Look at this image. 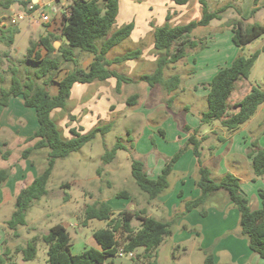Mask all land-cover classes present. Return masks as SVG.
I'll use <instances>...</instances> for the list:
<instances>
[{
    "label": "rangeland",
    "instance_id": "1",
    "mask_svg": "<svg viewBox=\"0 0 264 264\" xmlns=\"http://www.w3.org/2000/svg\"><path fill=\"white\" fill-rule=\"evenodd\" d=\"M21 4L23 6L13 5L12 12L1 9L4 14L0 15L5 16L4 19L8 15L17 13L25 14L26 17L14 25L18 30L20 27L22 31L15 38L14 44L0 43V87L9 86L13 66L19 67L20 76L23 79L27 73L33 75L36 64H30L23 60L29 45L37 39L38 33H45L53 26L55 20H58L57 27L60 29L63 13L66 12L64 6H60L58 13L55 12L52 7L59 4L57 0H40L37 9L30 13L26 12L28 4L25 5L22 1ZM251 6L252 2L245 0L240 8L244 11ZM41 12L48 13L51 18L50 22L44 23L41 20ZM169 15L170 17L167 18ZM200 16L201 6L194 0L186 4H177L172 0H120L116 22L109 35L130 22H133L137 29L133 37H129L115 46L108 58L111 59L131 50L142 49L143 55L140 58L113 64L110 67L121 73L129 74L134 81L123 83L121 92L116 91L113 85L115 82L96 80L92 83L76 84L72 88L66 106L54 110L52 116L64 138L72 136L70 132L72 127L85 133L96 126L108 123H112L113 126L104 135L98 134L80 150L56 161L48 182V193L33 202L27 214V224L20 226L16 232L9 229L6 224V220L10 218L15 209L16 197L10 191L0 189V255H3L5 259L4 264H48L47 245L41 237L57 223H63L67 227L73 245L81 238L86 242V246H98L93 238V231L105 226V222L94 220L95 222L90 225L82 224L86 206L97 200L107 201L116 210L145 207L149 214L158 219L168 218L161 207L160 198H158L160 195L150 200L149 195L138 187L131 172L132 159H140L145 163L152 160L158 167L163 168L170 158L186 146L187 138L193 133V129L187 131L184 125L194 122L196 117L198 118L197 112L207 105L206 99L196 97L195 93L199 96L202 95V90L206 88L207 82L212 76L210 74H212L214 65L221 64L222 66L228 62V59H222L220 55L233 56L237 50L236 56L238 54L250 56L256 50H262L264 46L263 33L253 42L238 47L232 40L233 23L230 15L225 16L226 18H223L221 22H215L212 26H198L189 38L207 39L209 48L207 47L208 49L203 52L202 48H188L184 58L170 64L164 71L165 78L179 74L182 79L173 101L169 104L171 95L161 85H157L158 88L155 89L154 95L147 101L148 97L145 95L147 83L141 80L140 76L152 73L156 66V63L152 66L154 51L150 47V43L153 41L152 30L166 23L172 26L185 24ZM214 20L219 21L220 19ZM261 22L264 24V19ZM9 26L7 25V27ZM146 27L149 31L151 30V33H148L144 38H138L139 34L145 35L143 29ZM137 38L139 40H136ZM105 39H98L96 43L101 46ZM178 45L179 42H176L173 50ZM75 51L78 62H62L59 70L50 73V78L56 80L63 78L68 71L77 66L82 67L85 57L93 55V53L79 48H76ZM43 81H45L44 78L38 80V83L43 85ZM192 85L199 88L197 92L191 88ZM241 85L242 87L238 86L233 93V98L242 95L251 85H257L264 89V51L258 57L248 78L241 80ZM99 86H102V89ZM55 87L58 90V86L54 82L47 85L50 93ZM135 93L139 94V98L134 104L129 105L126 101L129 96ZM148 102L154 111L147 115ZM230 104L232 107V102ZM186 105L188 107H185ZM22 108H18L15 101L5 110L0 108L3 111L0 113V117L14 120L19 118L25 124L29 122L31 125L37 126L35 110L23 104ZM28 109L32 112H29ZM214 123L218 125L217 129L220 128L219 131H221V127L226 129L220 121ZM214 123L201 124L199 118L198 125L202 126L199 137H202V132L210 130ZM13 133L8 130L7 133L2 132L0 135L2 139L8 140V146H3V150L11 149L12 154L8 162H3L0 159V166L12 164V168L17 172L15 179L22 180L17 184L18 190L22 185L29 184L44 170L47 165L48 150L34 151L30 157L23 158L22 151L30 143L27 144L25 139L23 142L22 137ZM217 134L219 133L210 134L209 138L203 140L202 160L209 158L211 149L207 145L210 141L216 142L214 136L217 138ZM257 134V141L262 142L264 135L259 132ZM118 141L124 143L127 149H120L112 162L103 163L104 152L112 149ZM181 158V162L174 167L169 177V187L163 192L167 208H173L176 203L184 207L183 202L187 198L192 199L191 196L195 194L193 193L195 190L199 189L198 194L201 193L200 188L194 182L198 174H193L194 164L197 160H195L192 148L185 149ZM182 171L187 173L183 175ZM246 183L248 184L245 186L246 194L251 206L255 208L257 201L261 203V198L249 186V184L255 183L248 181ZM121 190H128L131 196L129 198L117 197L116 193ZM181 190L185 191L189 197H187L188 195L183 197ZM205 207L208 211L206 216L201 214L200 209H194L187 218L183 217L177 220L173 225V234L153 251L152 258L145 259L142 256L143 248L137 249L138 252L136 250L133 255H141L139 259L142 264H148L155 258L158 264H204L205 257L210 252L218 256L216 257L217 264H251L253 263L252 258L255 259V256L264 262V259L250 250L248 239L241 234L240 212L229 200L226 191L221 190L212 195ZM133 224L135 228H138L140 221L135 219ZM34 237L38 238L37 255L32 260H24L23 254L18 248L25 246ZM124 238L122 233H117L120 243L124 241ZM7 249L9 252L5 254ZM123 256L132 258L127 254Z\"/></svg>",
    "mask_w": 264,
    "mask_h": 264
},
{
    "label": "trees",
    "instance_id": "2",
    "mask_svg": "<svg viewBox=\"0 0 264 264\" xmlns=\"http://www.w3.org/2000/svg\"><path fill=\"white\" fill-rule=\"evenodd\" d=\"M177 4H186L191 0H172ZM13 0H0V7L8 8ZM28 0L22 3L30 4ZM201 6V16L185 24L172 26L168 23L158 26L154 30V52L156 55V66L152 73L142 74L141 80L149 86H163L169 93L177 90L181 84V77L175 74L168 78L164 77L165 69L173 63L180 61L186 56L188 48H205L207 39L189 38L190 34L198 26H206L214 19H221L223 13L230 5H224L216 10H210L208 0H198ZM32 3V2H31ZM27 7V6H26ZM120 8V0H69L66 12L63 13L62 25L59 32L47 31L41 34L29 45L24 61L36 64L33 75L26 74L23 79L20 76L18 66L11 68V80L8 87H0V105L7 106L12 97L21 96L24 105L35 110L38 128L27 137L26 143L30 145L22 151L23 158H28L34 151L47 149V165L30 184L20 190L15 200V209L10 218L6 221L9 229L17 231L20 226L27 224V214L35 200L41 199L48 193V182L52 176L56 161L66 158L71 153L80 150L84 145L91 142L98 134L104 135L112 129V123L96 126L88 132H81L76 127L70 128L72 136L64 138L61 135L58 124L52 116L55 109L64 108L70 98L72 88L75 84L92 83L96 80L105 81L109 78L116 79V91L120 92L123 83H132L134 80L129 75L110 68L113 64L122 63L127 60L139 58L143 50L135 49L124 54L108 58V52L129 38L135 28L130 22L119 27L110 34ZM256 12L252 10L253 16ZM170 15L167 17L169 18ZM18 28L12 26L0 27V43L12 45L15 42ZM264 33V24L260 22H247L242 16L233 22L232 40L238 47H243ZM109 35V36H108ZM106 38L101 46L96 41ZM59 40L61 44L55 47L54 41ZM176 42L179 45L173 46ZM94 54V60L88 68L77 66L68 71L61 79L50 78L52 71L61 68L62 62L77 63L75 49ZM262 50H256L250 56L239 54L233 61L221 67L207 83L209 92L207 94V108L201 114V124H212L220 121L221 125L229 132L237 130L247 122L264 103V89L252 85L250 91L235 106L237 111H230V98L236 88V83L248 78ZM57 54V55H56ZM48 76V79L46 77ZM45 79L43 85L38 80ZM51 80V82H50ZM57 82L58 92L51 95L47 85ZM139 98L135 93L128 97L127 103L134 104ZM174 96L169 98V104ZM184 128L189 131L193 129L186 142V146L170 158L159 175L155 178L150 176L146 170V163L140 159L133 158L131 172L138 187L149 195L153 200L161 195L170 185L169 177L174 170L176 162L187 148H192L199 162L198 177L196 185L201 193L198 197L183 202L184 207L177 211L170 219H158L149 215L146 208L131 209L124 208L118 211L105 200H97L89 203L84 211L82 224L84 226L90 220L105 221L106 226L93 231V238L98 246L85 247L81 252L74 253L72 250L71 235L63 223L54 224L41 237L47 245L48 264H104L107 259L122 256L120 253H135L139 248L144 249L142 256L145 259L153 257L159 245L173 234V225L177 220L194 209H200L203 216L208 214L205 204L208 199L217 192L226 191L229 200L240 212L241 234L248 239L249 248L264 259V187L258 190L261 198V205L252 208L250 200L242 188L240 178L232 172H227L220 180L212 177L209 167L202 161L203 140L208 136L199 137L201 126L192 128L185 123ZM132 140V139H130ZM219 141L225 140L219 136ZM120 149H127L121 141L102 155L105 164L112 162ZM11 150L7 149L2 153L3 159H8ZM248 157L251 159L252 167L256 177L264 180V147L259 145L257 140H252ZM12 166L0 168V187L10 177ZM182 193V192H181ZM117 197L129 198L128 190H121L116 193ZM140 221L139 227L135 228L133 221ZM117 233H122L125 238L122 243L117 239ZM37 241L34 237L23 247H19L24 260H32L37 255ZM7 249L5 254H8ZM140 256H132L135 264H142ZM4 257L0 255V264H4ZM148 264H158L153 259ZM204 264H217L213 253H207Z\"/></svg>",
    "mask_w": 264,
    "mask_h": 264
},
{
    "label": "crops",
    "instance_id": "3",
    "mask_svg": "<svg viewBox=\"0 0 264 264\" xmlns=\"http://www.w3.org/2000/svg\"><path fill=\"white\" fill-rule=\"evenodd\" d=\"M13 1L14 2L8 8L0 7V14H4V13H2L1 9H4L3 11L12 12L13 5H15V4H19L20 6L22 5L21 4L22 0H20V1L19 0H13ZM57 1H58L59 4H55L52 7L55 10L56 13H58L60 11V6H64L67 9V5L69 3V0H57ZM194 1L198 2V0H194ZM244 1L245 0H208V4H209V7H210V10H212V11L216 10V9H218V8L224 6V5H227V4L230 5V7L226 9V11L223 13L222 18L219 21L213 20V21L210 22V24H208L206 26H212L213 24H215V22H221L223 20V18H226L225 16H228V15H230L232 23L236 19H239L242 16L246 17L248 22H260V23H262L261 21L264 19V0H250L252 2V6L248 7V9L243 11V9L240 8V7H241L242 3H244ZM30 2L39 3L40 0H30ZM254 8L256 9V12H255V14L253 16H251L252 15V10ZM57 26H58V20H55L53 26H51L49 29H47V31L59 32L60 29H58ZM136 29L137 28L135 26V28H134V30H133V32H132L130 37H133V34L136 32ZM143 30H144V34L145 35L139 34L138 38H144V37H146L148 35V33H151V30L149 31L147 29V27L145 29H143ZM47 31L45 33H47ZM21 32H22L21 28L19 27V32L16 34V37H17L18 34H21ZM45 33H38L39 34L38 37L41 34H45ZM152 36H153V41H152V43H150V47L152 49H154V30H152ZM138 38L136 40H139ZM60 44H61V41H60ZM208 45H209V41L207 42V46L204 49L202 48L201 51L203 52L204 50L208 49L209 48ZM114 48H115V46L108 52V54H107L108 56L111 54V52H112V50ZM236 53H237V50H235L233 56L228 55L226 57V56L220 55V57L222 59H228V62L226 64L222 65V66H221V64L219 66H217V64L214 65L212 67V74H210L212 76H211L210 80H208L207 83H209L212 80V77L217 73V71L221 67L229 65L233 61V59L236 57ZM3 55H4V52H3ZM156 58L157 57L155 55V52L153 51L152 66L155 65ZM93 60H94V54L91 55V56L85 57L82 67L83 68H88V66L90 65V63ZM126 75H129V74L126 73ZM115 80H116L115 78H109V79H107L105 81L115 82V83H113V85H114V87L116 89V81ZM241 80H239L236 83V88H235L234 92L236 91L238 86H239V88L242 87ZM205 81H207V80H205ZM54 84L58 86L57 82H54ZM251 87H252V85L250 86L249 89L245 90V92L242 95H237L235 98H233V96H234L233 93L234 92L232 93V96L230 98V102H232V107H230V109H229L230 111H237L238 110V108L235 106V103L240 101L250 91ZM99 88L102 89V86H99ZM157 88H158L157 86L151 87L148 84L145 86V95H147V97H148L147 101H149V98L154 95V91ZM191 88H194L196 90V92L199 89L198 87H196V85H192ZM178 89L173 91V92H170V95L171 96L177 95ZM122 90H123V85L121 87V91ZM57 92H58V90L55 87V89L50 94L51 95H55ZM208 92H209V86L207 85L206 88L202 90V95L201 96H199L197 93H195V96L199 97V98H202V99L205 98L206 101H207ZM15 101H16V106L18 108L19 107L22 108V104L24 105V102H23V98L21 96L12 97L10 102H9V104L7 106L0 105V108L2 107L3 110H5L6 108H9L13 104V102H15ZM147 105H148L147 107L149 108L148 113H147V115H148L149 113L153 112L154 110H153L152 105L150 104V102H148ZM112 107H113V105H112ZM185 107H188V106L186 105ZM206 108H207V105L203 106V108L199 112H197L198 113V118L196 117V120L194 122L188 123L192 128L199 126L198 125V120H199V118L201 119V114H202V112L204 110H206ZM22 110H24V109L22 108ZM28 110H29V112H32L30 109H28ZM0 113H3V111L0 110ZM1 117H0V135H1L2 132L7 133L8 130H11L12 132H14L13 133L14 135L16 134V136L22 137L23 138V142H24V139H26L27 137L31 136L34 133V131L38 128V125L34 126L33 124L31 125V123H29V122H28V124L27 123L25 124V122H23V120H20L19 118L17 120L16 119L14 120L12 118L8 119L6 117L5 119H3ZM200 122H201V120H200ZM217 126L218 125H216V123H214L210 130H206L205 132H202L201 136L207 135L208 138L210 137V134L215 135V133H217V132L219 133V134H217V138H215V136H214V140L216 141L215 143H214V141H210L208 143L207 146H209V148L211 150L209 149L210 150L209 158H204L202 160L203 164L205 166L209 167V169L212 172V177L215 180L218 181L227 172H232V173H234L235 175H237L240 178L242 188L244 189L245 192H246L245 186L248 185L246 182L248 181V182H251V183H255L253 185L249 184V186L251 187L252 191H254V192L256 191V193H258V190L260 188L264 187V180L262 178H260V177H256V175L254 173V170H253V167H252L251 159L248 157V151L250 149V144H251L252 140H254V139L257 140L258 139L257 138V135H258L257 133L259 132L260 134L264 135V103L260 105V107L258 108L256 113L247 122L242 124L237 130H235L233 132H229L227 129H224L222 127H221V131H219L220 128L217 129ZM6 129H8V130H6ZM219 136L224 137L225 140L219 141L218 140ZM259 145L264 147V140L262 142H259ZM3 146H8V140L6 138L2 139V137L0 136V159L3 162H8L10 158H8V159H3L2 158V153L4 152ZM202 156H203V153H202ZM195 158H196L195 160H197V162L195 161L193 174L196 175V174H198L199 162H198V159H197L196 156H195ZM181 160H182V158L180 157V159L176 162L175 166H177L179 164V162H181ZM3 165L4 166H0V168H5V167L12 166V164H10V163H8V165H5V164H3ZM161 169L162 168L158 167L154 163V161H152V160L146 162V170L150 174V176H152V177L158 176L159 173L161 172ZM191 170H192V168H191ZM182 172H183V175L187 173L185 171H182ZM16 176H17V172L15 171L14 168H12V173H11L10 177L0 187V189L6 190V191H10L14 197H16L18 195V193L20 192V190L22 188H24L25 186L28 185V184L27 185L24 184L17 190V184L20 183L22 180L20 181V178L15 179ZM31 182H32V180H31ZM194 182H196L195 179H194ZM181 192H182L181 194L183 195V197H186V195H188V194H185V191L181 190ZM193 193H195V194L191 196L192 199L199 195L198 194L199 193V189L195 190ZM187 197H189V195ZM227 197H228V195H227ZM158 198H160V204H161V207L163 208V211H165V213L167 214L168 218H166V219L172 218L173 215L177 211H181L183 209V206H180L178 203L174 204L173 208L172 207L167 208L166 207L167 205L165 206V200L163 199V193ZM186 200H188V198ZM260 205H261L260 201H257L255 208L260 207ZM142 208H145V207H139L138 209H142ZM252 208H254V207H252ZM122 209H124V208H122ZM131 209H136V207L135 208H131ZM118 210H121V209L119 208ZM118 210L115 209V211H118ZM193 211L194 210H192L191 212L187 213L183 217L187 218ZM148 214H149V212H148ZM149 215H151V214H149ZM166 219H164V220H166ZM94 220H96V219H94ZM94 220H90L87 224L90 225V224L94 223L95 222ZM103 222H105V221H103ZM104 225L106 226V222L104 223ZM105 226H102V227H105ZM86 245H87L86 242L82 241V239L79 238V241L75 242V245H73V243H72V250H73L74 253H79L83 249H85V247H89V246H86ZM90 246H93V245H90ZM74 249H77V250L75 251ZM138 250L136 252H138ZM216 257H218V256H215L216 263H217V258ZM252 259H253V263H251V264H264V262L260 261L258 259V257H256V256H255V259L254 258H252ZM104 264H135V263H134L133 259L128 257V256H117V257H113V258L107 259Z\"/></svg>",
    "mask_w": 264,
    "mask_h": 264
},
{
    "label": "built area",
    "instance_id": "4",
    "mask_svg": "<svg viewBox=\"0 0 264 264\" xmlns=\"http://www.w3.org/2000/svg\"><path fill=\"white\" fill-rule=\"evenodd\" d=\"M38 5H39V3L28 4L26 7V12L30 13V12L35 11L37 9ZM3 17H5V16L0 15V27L1 26H7V25H17L21 20H23L26 17V15L22 14V13H17V14L8 15L6 19H4ZM40 17L44 23L50 22V20H51L48 13H45V12H41ZM120 255L123 256L124 253H120ZM128 255L133 256V253H129Z\"/></svg>",
    "mask_w": 264,
    "mask_h": 264
},
{
    "label": "water",
    "instance_id": "5",
    "mask_svg": "<svg viewBox=\"0 0 264 264\" xmlns=\"http://www.w3.org/2000/svg\"><path fill=\"white\" fill-rule=\"evenodd\" d=\"M58 44L60 45V41L59 40L54 41V45H55L56 48H58V46H57Z\"/></svg>",
    "mask_w": 264,
    "mask_h": 264
}]
</instances>
